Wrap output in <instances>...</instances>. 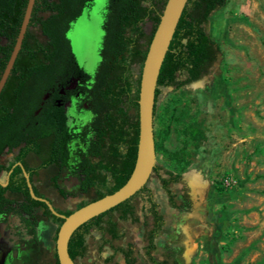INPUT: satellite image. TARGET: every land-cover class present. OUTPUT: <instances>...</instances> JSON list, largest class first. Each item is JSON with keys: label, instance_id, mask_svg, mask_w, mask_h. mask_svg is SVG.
<instances>
[{"label": "rangeland", "instance_id": "rangeland-1", "mask_svg": "<svg viewBox=\"0 0 264 264\" xmlns=\"http://www.w3.org/2000/svg\"><path fill=\"white\" fill-rule=\"evenodd\" d=\"M106 1H99L91 25L80 27L90 33L91 55ZM206 29L222 49L208 73L182 87H161L158 97L161 170L146 184L164 216L154 253L168 264H264V0H227L211 13ZM167 171L182 174L171 189L179 203L187 196L188 210L170 206L160 180ZM148 191L133 199L139 220H119L118 240L106 236L115 246L131 244L135 264H153L145 253L152 226ZM54 193L52 187L46 192L50 198ZM87 244L80 264H127L96 228ZM53 254L52 243L43 255L46 264H55Z\"/></svg>", "mask_w": 264, "mask_h": 264}, {"label": "flooded vegetation", "instance_id": "flooded-vegetation-1", "mask_svg": "<svg viewBox=\"0 0 264 264\" xmlns=\"http://www.w3.org/2000/svg\"><path fill=\"white\" fill-rule=\"evenodd\" d=\"M42 1H35L16 59L25 60L27 64L17 69L15 62L0 94V191L4 189L0 193V204L5 205L0 210V264H46L43 255L49 246L42 237V233L47 232L42 221L51 219L55 222L51 216L43 215L42 207L35 210V226L32 217L22 213V207L32 204V199L47 204L35 199L31 193L30 198L16 190L28 189L30 192L26 175L36 196L49 200L64 215L63 211L76 210L81 204L93 201L99 189H107L113 184L107 170L98 167L99 163H106L103 158L105 155L110 157L113 149L112 128L105 115L115 110V88L101 84L109 0L102 11V34L95 49L98 59L94 57L96 54L88 53L89 31L80 27L82 24L91 25L100 0H84L80 14L69 23L66 31L63 21L53 22L57 10L59 20L64 19L62 7L40 5ZM27 3L28 0L25 5L24 0H0V78L17 41ZM39 19L46 25L44 31L41 23L37 22ZM92 57L97 59L96 62ZM34 62L43 72L41 85L30 84ZM92 62H95L94 65ZM140 70L138 64L132 69L135 84L132 97L136 95ZM185 77L183 75L181 79ZM161 87L171 86L157 87L159 94ZM159 94L156 96V106ZM129 99L124 94L122 105L128 114L136 116L137 110L135 106L129 107ZM18 120L25 125V133H2L3 126L15 125ZM40 125L43 131L35 133L34 128ZM125 128L127 131L128 125ZM35 147L40 149L41 155L33 151ZM122 147L126 151V145ZM91 170L107 173V184L88 183L86 174ZM51 187L55 189L52 198L46 194ZM66 203L74 204L75 208L64 209L60 206ZM55 251L56 246L53 254L56 264ZM76 264L80 263L77 261Z\"/></svg>", "mask_w": 264, "mask_h": 264}, {"label": "trees", "instance_id": "trees-1", "mask_svg": "<svg viewBox=\"0 0 264 264\" xmlns=\"http://www.w3.org/2000/svg\"><path fill=\"white\" fill-rule=\"evenodd\" d=\"M27 0H24V5ZM227 0H188L172 41L169 50L166 54L158 79L159 86H175L181 87L191 82L201 79L209 71V68L217 59V55L221 53V46L210 36L206 29V24L209 21L211 13L224 6ZM84 0H60L53 2L52 0H43L40 5H48L62 7L64 19L59 20L58 10L54 14L53 22H64V31L69 27V23L74 20L81 11ZM167 0H109V12L105 21V36L103 41V61L101 64L102 82L101 84L111 85L115 88V97H113V105L115 110L112 114H106L105 118L110 123L112 128L111 142L113 149L110 151V157L105 155L103 160L106 161L98 164L99 168H104L111 175L113 184L107 189H99L98 196L94 199L101 198L106 194H110L118 190L126 183L130 177L138 154L139 135H140V115H139V98L140 85L142 78L143 65L149 50V46L158 27L161 15L165 8ZM146 21L151 22L149 29L144 27ZM40 22L42 30L46 29V25ZM45 23V22H44ZM34 39V37H33ZM37 47H35L36 50ZM25 60H17V69L25 66ZM140 65V75L136 80V95L133 96L132 88L135 86L132 69L134 65ZM34 72L30 82L31 85H41L42 70L37 62L33 63ZM185 75L184 79L181 76ZM21 78V77H20ZM23 79V78H22ZM108 80H111L108 81ZM18 84H21L18 82ZM126 94L130 97V106H135L136 116L128 114L125 107L122 105V96ZM159 90H156L158 96ZM132 97V98H131ZM117 98V99H116ZM156 104L154 115L156 116ZM129 129L126 131L125 126ZM25 125L18 120L15 125L3 126L2 133H25ZM42 126L34 128L35 133H41ZM156 139V135H155ZM18 144L15 143L13 146ZM122 145H126L124 151ZM41 155L39 148L33 149ZM157 151V147H156ZM160 165L154 167L153 172H160ZM103 172L87 171L86 180L91 185L101 183L107 184L108 174ZM168 176H160L161 184L165 190L168 201L171 207L188 210L191 207L187 196H184V203H179L177 195L171 189V185L178 183L182 179V174L179 172L167 171ZM219 188V187H218ZM17 191L24 192L31 198L28 189ZM220 190V189H219ZM148 191L145 185L134 196L117 205L116 207L92 218L88 222L81 225L72 235L69 242V253L73 260L77 263L80 258H85L88 253L87 236L93 228L98 229L103 241L109 243L114 253L120 252L127 264H135L136 258L131 244L127 246H115L113 243L106 240V236H110L111 240L122 238V232L119 229V220H131L137 222L139 217L136 213V207L133 204L134 197L143 192ZM4 189L0 191L2 194ZM33 200V203L22 207V213L29 215L33 219V225L37 224L35 210L38 207L44 209L43 215L51 216L52 220L58 224V229L55 235V241L59 227L64 222V218L53 215L47 204L44 202ZM147 201L150 204L149 212L152 217V226L146 232L145 253L149 261L153 264H168L166 260H159L154 253L156 250V238L159 236L163 225L164 216L159 210V204L155 200L153 194L148 191ZM83 206L81 204L79 207ZM5 207L4 203L0 204V210ZM77 207V208H79ZM58 211H61L57 209ZM74 210L63 211L69 215ZM117 215L118 219L114 218ZM113 253V254H114ZM112 257V256H111ZM56 264H60L57 251H55ZM96 264V263H90Z\"/></svg>", "mask_w": 264, "mask_h": 264}, {"label": "water", "instance_id": "water-1", "mask_svg": "<svg viewBox=\"0 0 264 264\" xmlns=\"http://www.w3.org/2000/svg\"><path fill=\"white\" fill-rule=\"evenodd\" d=\"M35 1L28 0L17 41L0 78V94L21 49ZM187 2L188 0H167L160 22L149 46L142 69L140 85V135L138 154L134 169L126 183L115 192L93 200L77 208L69 215H64L58 212L49 200L36 196L29 177L26 175L31 195L35 199L45 201L54 215L64 218V222L59 227L55 242L60 264H76L69 253V242L73 233L92 218L99 216L134 196L148 183L154 167L157 165L154 110L158 79L162 64Z\"/></svg>", "mask_w": 264, "mask_h": 264}, {"label": "crops", "instance_id": "crops-1", "mask_svg": "<svg viewBox=\"0 0 264 264\" xmlns=\"http://www.w3.org/2000/svg\"><path fill=\"white\" fill-rule=\"evenodd\" d=\"M43 227L47 229L46 233H42V237L45 240V242L48 244V246H52V243L55 246L54 237L57 231V224L53 223L51 219H48L46 221H42ZM90 264V263H87Z\"/></svg>", "mask_w": 264, "mask_h": 264}, {"label": "bare ground", "instance_id": "bare-ground-1", "mask_svg": "<svg viewBox=\"0 0 264 264\" xmlns=\"http://www.w3.org/2000/svg\"><path fill=\"white\" fill-rule=\"evenodd\" d=\"M100 31H101V30H100ZM100 35H101V32H100ZM98 36H99V35H98ZM98 36H96V37H98ZM100 37H101V36H100ZM100 39H101V38H100ZM94 43H97V45H98V42H95V41H94ZM96 47H97V46H96ZM93 48L95 49V46H94ZM94 49H93V50H94ZM94 52H95V50H94ZM94 52H93V54H95V53H96V52H95V53H94ZM94 57H96V58H97V55H95ZM94 57H92V58H93V60H95V59H96V58H94ZM97 59H98V58H97ZM97 59H96V60H97ZM96 60H95V62H96ZM91 61H92V60H91ZM95 62H94V63H95ZM94 63L92 62V65H94Z\"/></svg>", "mask_w": 264, "mask_h": 264}]
</instances>
